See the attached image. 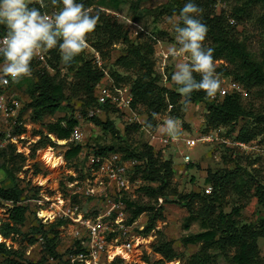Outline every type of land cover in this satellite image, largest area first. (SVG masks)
Masks as SVG:
<instances>
[{
    "label": "trees",
    "instance_id": "1",
    "mask_svg": "<svg viewBox=\"0 0 264 264\" xmlns=\"http://www.w3.org/2000/svg\"><path fill=\"white\" fill-rule=\"evenodd\" d=\"M120 3V0H109ZM227 0H194L202 9L201 19L208 27V33L204 41L205 47H213L214 63L224 61L216 72L223 75L225 79H231L240 84L242 90L249 93L251 90L261 89L264 91V64L253 59L246 45L240 41L237 31L232 24L240 15H244L250 7L261 6L264 8V0H234L238 8L234 9L233 15L227 16L226 13H218L216 6ZM145 0H136L132 3L131 8L135 11L141 8ZM187 0H166L162 5L154 8L151 13L157 16H178L179 11ZM44 12L40 3L31 4ZM100 20L95 30L90 33L93 38V48L102 53L105 57L104 49H109L114 43H122L126 46V54L119 58L116 65L126 71L132 72L134 79L131 82V92L133 95L132 108L137 110L143 107L148 115V123L155 120V116L165 112L169 106L178 108L182 100L185 103H204L207 112L205 126L207 130H218L229 128L236 125L241 119L249 118L255 123L244 125L238 131L237 142L251 145L260 136L264 135V115L259 116L245 107L242 101V95L232 93L224 98L212 101L205 93L194 91L190 99H186L175 85L174 90L161 86V76L155 71L154 45L148 43L137 44L129 39L128 33L124 27L114 18L105 16L99 12ZM6 29L0 26V35H5ZM88 34V36L90 35ZM87 36V37H88ZM88 39V38H87ZM50 55L49 64L53 70H58L54 62L59 61L57 49L48 52ZM80 65L73 60L67 66L73 74V83H69L67 76L60 78V72L52 75L45 71L44 68L33 58L31 62V77H25L31 80L28 94L30 103L28 108L32 110L33 122H42L45 118L53 117L58 114L64 104L70 106L71 98H79L80 106L86 112L90 108L98 106L96 93L97 86L105 78L104 72L98 70L92 60H80ZM199 79V74H194ZM110 76L116 84L121 83L123 77L118 72L110 73ZM68 93L70 95H68ZM69 109V108H68ZM72 109V108H71ZM105 115L107 113H118L109 106L102 107ZM118 115V114H117ZM91 122L102 129L106 134L119 141L116 144L108 146H99L98 149H91L97 155L120 154L124 160L135 159L139 162L133 169L134 175H141L144 181L141 193L148 202L135 201L125 198L127 210L130 215L129 221H137L143 214L151 215L141 234H148L156 230L157 222L164 219V211L168 210L177 213L179 218L184 222L183 228L189 231L195 219L200 221V226L204 232L191 235L183 239L182 243L186 246H200L198 253L191 256L187 264H211V251L220 253L232 252L229 257V264H263L260 261L259 240L264 239V217L260 219L259 225L252 226L243 224L240 221L242 210L247 207L234 208L230 213H225L220 209L219 202L226 197L231 191L243 200L254 199L264 211V183L250 179L247 181L236 171H209L206 177L207 187L205 192L201 193H180L174 184L175 165L173 160H163L160 156L165 149L154 148L149 143L137 145L132 149L128 144L129 135L142 129L137 124H127L122 131L114 120H102L100 117H93ZM78 127V121L75 117H63L56 123L47 126L48 135H54L60 141H69L73 131ZM124 133V135H123ZM42 140L54 145L51 139L46 136ZM39 141L34 145V150L43 146ZM264 142V138L263 141ZM70 148L65 154L68 161L81 160L80 155L85 151V146L76 142H69ZM88 151V150H86ZM23 155L16 152V147L8 144L5 148H0V172H4L10 181V186L0 187V198L14 202L16 205L10 210L9 220L1 227V234L4 238L12 234L20 233L24 227L28 216L34 215L29 205L21 206L19 202L37 195L38 189L27 184L24 180L18 178L17 173L21 169ZM85 162V160L83 161ZM86 165V162H85ZM190 165V164H189ZM85 168L77 170L78 177H70L69 181L74 182L81 180L85 175ZM192 168V167H189ZM40 171L36 166V174ZM211 187L212 191L207 193V188ZM163 203L159 205V200ZM155 203V205H152ZM35 226L29 234H41L45 243L42 246L43 259L38 263L46 262L49 258H55L62 264H68L63 261V255L58 250V233L56 228L62 223H56L49 229H45L41 221L34 216ZM50 230V231H49ZM51 234V235H50ZM28 236V235H26ZM32 240L31 242H33ZM154 252L163 256L164 261L156 264L173 262L178 258V253L173 247L171 241L159 239L154 245ZM15 252L9 249L5 243H0V257L5 258L7 264H32L18 262L13 256ZM60 259V260H59Z\"/></svg>",
    "mask_w": 264,
    "mask_h": 264
},
{
    "label": "rangeland",
    "instance_id": "2",
    "mask_svg": "<svg viewBox=\"0 0 264 264\" xmlns=\"http://www.w3.org/2000/svg\"><path fill=\"white\" fill-rule=\"evenodd\" d=\"M136 0H120V3L116 4L109 0H78L84 4L85 9L90 10V14L96 15L99 12L103 13L105 16L116 19L119 24L124 27V30L128 33L129 39L137 44L148 43L154 45V56L155 61V71L161 76V86L168 89L174 90L175 83L172 81L171 77L176 71V64L180 62H191L190 54H185L182 56L169 55L168 64L165 70L166 79L163 78L162 65L164 59L161 58L166 52L167 47H178L177 41L175 39V23L170 21H178V16H162L159 17L155 13H151L154 8L162 5L166 0H145L141 4V8L137 11L131 8V5ZM39 3V0H31V4ZM61 5L54 4L52 0H43V14H54L59 11ZM238 8L234 0H227L226 2L219 3L216 6L218 13H226L227 16L233 15L234 9ZM237 31L240 41H242L248 51L251 53L254 60L259 63L264 64V8L261 6H253L248 9L244 15H240L239 19L234 20L232 23ZM89 47L84 50L80 55H78L74 60L77 61V65H80V60H92L95 67L101 71V67L110 73L118 72L122 77L121 83L124 85H131L134 75L132 72H126L120 69L116 62L119 58L126 54V46L122 43H114L109 49H104L105 57L102 53L92 46V41H89L93 36L90 34L87 37ZM91 47V48H90ZM57 54L59 55V61L54 62L57 65L58 70L51 72L52 75H56L58 71L60 72V78L67 76V81L73 83V74L68 70L67 66L61 59V54L57 46ZM52 50V49H51ZM94 51L99 52L101 57L102 66L100 67L96 60V54ZM50 52V50H45V53ZM224 64V61H218L214 63L215 69H217ZM218 74L217 78L220 80V88H223L224 77ZM31 80L27 78H22L17 84L16 93L17 98L23 105L24 111L22 119L27 125L25 132L26 141L23 143L20 149L23 155L21 159L22 166L17 173L18 178L26 179L35 183L36 179L40 176L43 177L39 179V183L44 182L47 184V190L53 192L54 198H59L61 195L64 196L65 191L61 189L63 183L67 181L70 177H78L79 173L77 170H81L86 167L85 162L81 160L68 161L65 158V154L70 148V143L66 140L60 141L55 136L54 140L51 138V142L42 140L43 137H48L47 126L51 123H56L60 118L63 117H75L78 121L77 130L83 133V140L80 143L85 146L86 150L98 149L99 146H108L116 144L119 141L114 140L111 135L106 134L98 126H95L91 120L88 118L87 111L85 112L80 106L79 98H71L70 106L64 104L62 110L53 117L45 118L42 122L34 123L32 117V110L28 108L30 103V97L28 89L30 88ZM229 82V80H227ZM246 92V95H242V101L249 110L253 111L256 115H264V91L261 89L251 90ZM68 95H70L68 93ZM69 108V109H68ZM72 108V109H71ZM178 108L169 106V108L155 116V120L151 123L152 128H149L152 132H160L161 134H166L162 130L164 122L172 117L177 121L179 126L178 136H187L198 138L200 136L206 139L205 142L199 143V145L194 149L183 148L185 154L191 157L192 163L187 165L184 161V157L177 150L176 146L165 148V152L160 154L163 160H173L175 168L174 184L178 188L180 193L190 194V193H203L207 187L206 177L209 171H236L244 179L250 181V179H256L260 183H264V142L263 136L257 138L251 144V150L246 152L236 146V138L238 136V131L244 125H252L255 123L252 119L243 118L236 125L229 128H221L218 130H207L205 126L206 118V104L204 103H194L188 104L184 102V99L180 103ZM114 109V108H113ZM143 107H139L135 110L140 116L145 118L146 123H148V115L144 111ZM116 112H119L115 109ZM101 113L99 117L102 120L113 119L116 124L122 129L126 128L124 126V118L121 113ZM29 119V120H28ZM124 135V133H123ZM44 143L42 147L34 150V147L27 145L30 141H41ZM144 143H149L148 134L143 130L139 129L129 135L128 144L132 146L142 145ZM36 145V144H35ZM50 150L52 154L62 160V166L51 169L47 166L42 158L43 152ZM162 150V149H160ZM43 162L45 164V170L40 171V174H35V163ZM192 167V168H189ZM34 169V170H33ZM56 169V170H55ZM86 169V168H85ZM133 179L140 182L136 185L137 191L135 197L130 199L135 201L148 202V199L141 193V188L144 187V181L141 179V175H133ZM27 181V182H28ZM10 181L4 172H0V187L6 188L10 186ZM45 184V185H46ZM44 185V184H43ZM206 193V192H205ZM66 195V194H65ZM84 211H94L98 208V204L91 203L88 201L75 199ZM152 205H155L153 203ZM159 205L160 202H159ZM220 209L224 210L225 213H230L234 208L237 207H247L242 210V216L240 221L243 224H248L252 226H258L261 218L264 217V211L261 206H259L254 199L243 200L239 198L235 193L229 192L224 199L219 202ZM164 219L157 222L156 230L148 233L142 234V242L139 239L135 243V250L132 255L126 254V257L131 260L132 257H138L134 264H156L158 262H163L164 258L162 255L154 252V245L159 239H165L173 243V247L178 253V258L173 262H166L164 264H187L188 259L198 253L200 246L190 245L186 246L182 243L183 239L200 232H204L200 226V221L195 219L189 231L184 230L183 221L179 218L177 213L171 211H164ZM1 218L0 224L3 225L5 222L2 220L6 217ZM151 217L150 214L145 213L140 218V223L146 225ZM6 219V218H5ZM7 221V220H5ZM35 226L34 215L28 216L24 227L21 228L20 233L12 234L7 239L3 237V242L6 246L15 252L13 256L18 262L21 263H32L38 264L43 259V251L40 245L42 238L41 234L34 235L29 234L31 229ZM56 230V229H55ZM50 231V230H49ZM58 250L59 253H65L67 248L73 244V239L65 235L62 230H58ZM141 233V232H139ZM28 235V236H26ZM51 235V234H50ZM34 240L33 242H31ZM143 245V250L136 248ZM259 253L260 261L264 264V239L259 240ZM212 262L211 264H229V257H232V252L220 253L218 251H211ZM60 260V259H59ZM42 262L41 264H45ZM0 264H7L5 258L0 257ZM54 264H62V262L57 261Z\"/></svg>",
    "mask_w": 264,
    "mask_h": 264
},
{
    "label": "built area",
    "instance_id": "3",
    "mask_svg": "<svg viewBox=\"0 0 264 264\" xmlns=\"http://www.w3.org/2000/svg\"><path fill=\"white\" fill-rule=\"evenodd\" d=\"M47 15H53L52 13ZM4 35H0L2 38ZM91 48V47H90ZM96 54L95 64L102 66L99 52ZM50 55L45 50H41L35 60L40 64L46 72L51 73L54 70L49 64ZM165 61L162 65L163 78L166 79L165 70L168 66L169 54L165 53L162 57ZM101 70L105 74L102 83L97 86L96 99L98 106L87 110L89 119L99 117L104 113L102 107L109 106L117 109L119 115H122L124 122L131 125L137 124L148 134L149 145L165 149L172 145L176 146L177 150L184 157L187 165L192 163L191 157L185 154L183 148L194 149L199 143L205 142L206 139L202 136L198 138L178 136V139L172 140L167 134L160 132H152L148 127L143 117L140 116L132 108L133 95L131 87L124 84H116L111 78L107 70ZM31 77V76H30ZM3 77L0 74V148H5L8 144L16 147V152L20 151L23 143L26 141L25 132L27 125L22 119L24 108L16 93L17 84L20 82L4 83ZM229 80V82H227ZM223 88H219L217 94L212 101L224 98L232 93L246 95L240 84L231 79H224ZM52 138V135H48ZM83 133L77 130L73 131L68 142H82ZM37 141L27 142V145L33 147ZM236 146L240 149L249 152L251 145L236 142ZM44 151V150H43ZM80 158L86 162L85 175L81 180L71 182L69 179L65 181L61 187L65 191L64 196L54 198L53 192L47 190L46 185H41L38 177L35 183H31L26 179L25 183L31 184L32 187L38 189L37 195L30 197L18 203V205H29L34 216L41 221L45 229H49L56 223H62L58 230H62L65 235L73 239V244L67 248L63 255V261L68 264H134L138 257H134L128 261L124 254H131L135 250V243L142 238L145 229L144 224L140 223L139 219L135 222H130V215L127 210L125 198H134L137 191V182L133 179L134 167L139 164L135 159L124 160L120 154L97 155L90 151H83ZM36 174V170H35ZM40 174V173H38ZM77 178V177H75ZM44 179V178H43ZM28 181V182H27ZM212 188H207V193L211 192ZM75 199L88 201L98 204V208L92 211H84L82 207L75 202ZM160 204L163 200H159ZM16 204L12 201L0 198V219L5 215L2 222H7L10 216V210ZM47 213L48 215H44ZM50 215V216H49ZM7 220V221H5ZM1 221V220H0ZM2 225L0 224V230ZM45 240H41V247ZM143 250V245L136 248ZM117 250L120 253L116 255ZM58 260L49 258L48 264H54Z\"/></svg>",
    "mask_w": 264,
    "mask_h": 264
},
{
    "label": "clouds",
    "instance_id": "4",
    "mask_svg": "<svg viewBox=\"0 0 264 264\" xmlns=\"http://www.w3.org/2000/svg\"><path fill=\"white\" fill-rule=\"evenodd\" d=\"M59 4V11L53 15L43 14L37 7L30 6L31 0H0V26L6 29L0 38V74L3 82H17L32 74L31 62L41 50L59 48L62 61L69 65L89 47L87 36L92 33L99 20V14L92 15L78 0H52ZM43 7V0H39ZM202 9L187 0L179 11L175 23V39L178 47L169 51L173 56L190 54L191 62L176 64L171 79L178 91L190 99L194 91L202 90L209 98H214L220 88L217 78L213 47H205L208 33L207 25L202 21ZM194 74H199L196 79ZM150 127V125H149ZM162 130L178 139L177 121L169 117Z\"/></svg>",
    "mask_w": 264,
    "mask_h": 264
},
{
    "label": "bare ground",
    "instance_id": "5",
    "mask_svg": "<svg viewBox=\"0 0 264 264\" xmlns=\"http://www.w3.org/2000/svg\"><path fill=\"white\" fill-rule=\"evenodd\" d=\"M42 155H43V158H42L43 162H44L47 166H49L51 169H53V168H57V167H59L60 165H62V160H61V158H58V157L54 156L50 150H46V151H44ZM40 184H41V183H40ZM44 184H46L45 181H44ZM41 185H42V184H41ZM44 215H48V214L45 213ZM49 216H50V215H49ZM0 235H1V234H0ZM142 240H143V239H142ZM142 240H140V243L142 242ZM0 242H3V239H2L1 236H0ZM119 252H120V250H117L116 255L119 254ZM124 257H125L128 261H130V260L126 257V254H124ZM133 258H134V257H132V259H133Z\"/></svg>",
    "mask_w": 264,
    "mask_h": 264
},
{
    "label": "crops",
    "instance_id": "6",
    "mask_svg": "<svg viewBox=\"0 0 264 264\" xmlns=\"http://www.w3.org/2000/svg\"><path fill=\"white\" fill-rule=\"evenodd\" d=\"M172 47H167L166 49H165V51L164 52H166L167 54H169V55H171V53H170V49H171ZM29 120V119H28ZM143 120H145V118L143 117ZM1 126V125H0ZM1 129V128H0ZM54 135H52V140H54V137H53ZM35 145V144H34ZM34 147V146H33ZM62 158V157H61ZM63 159V158H62ZM36 166H38V168L40 169V170H42V171H44L45 170V164L41 161H39V162H37V163H35V168H36ZM62 166V165H61ZM46 168H48V167H46ZM60 168V167H59ZM176 169V168H175ZM34 170V169H33ZM36 170V169H35ZM56 170V169H55ZM177 170V169H176ZM43 181H45V180H43ZM42 185L44 184V182H42L41 183ZM45 185V184H44ZM1 236V235H0ZM3 239V238H2ZM120 253V252H119ZM132 260V259H131ZM130 260V261H131Z\"/></svg>",
    "mask_w": 264,
    "mask_h": 264
}]
</instances>
